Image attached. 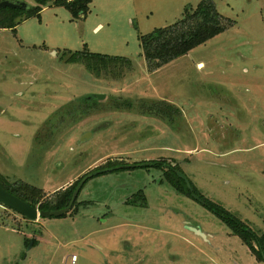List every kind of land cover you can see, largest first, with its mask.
I'll return each mask as SVG.
<instances>
[{
  "label": "rangeland",
  "instance_id": "1",
  "mask_svg": "<svg viewBox=\"0 0 264 264\" xmlns=\"http://www.w3.org/2000/svg\"><path fill=\"white\" fill-rule=\"evenodd\" d=\"M95 1L103 14L90 6L84 20L71 21L52 5L40 20L0 30V175L49 197L106 165L161 162L165 170L93 177L78 209L59 218L29 222L0 206V264H264L166 182L177 167L207 200L264 231V0H210L231 28L153 72L139 36L202 0ZM84 48L132 66L95 77L59 59ZM91 95L104 98L44 130L64 106ZM158 101L179 108L173 128L145 112ZM140 190L147 207L127 205L139 203Z\"/></svg>",
  "mask_w": 264,
  "mask_h": 264
},
{
  "label": "trees",
  "instance_id": "2",
  "mask_svg": "<svg viewBox=\"0 0 264 264\" xmlns=\"http://www.w3.org/2000/svg\"><path fill=\"white\" fill-rule=\"evenodd\" d=\"M2 1L8 0H0V2ZM32 1L35 3V6H29L26 10L2 9L0 11V30H10L15 32L16 28L22 22L30 18H37L40 20V14L43 8L52 5L64 7L69 12L71 21L80 20L86 17L89 12V5L92 2V0H70L58 2H52L50 0ZM231 26L232 22L220 16L210 0H202L194 9L187 7L184 10L182 18L174 24L164 28L155 29L147 35L139 36L142 56L145 60L148 71L153 72L161 66L187 55L193 49L204 45L208 41L224 33L231 28ZM59 59L65 64L82 65L86 71L95 77L116 69L118 65H124L128 69L132 66L131 61L124 57L91 53L86 48L82 51L75 52L64 50ZM94 102L95 99L84 97L75 102L73 101L69 103L45 122L44 130L49 132V134L53 133L56 129V125L59 123L61 124L64 117H74L86 114ZM149 105L150 106L145 111L147 114L154 113L158 118L166 121L167 124L173 128L174 120L180 116V110L177 107L163 101H158L155 104L153 103L152 105ZM56 120H58V123H56ZM120 165L123 164L116 163L106 165L102 169L117 167ZM163 165L164 164L161 162H148L139 168L148 171L150 168L165 170V168L162 167ZM175 169L178 168L173 167L170 168L169 171H166L168 176L166 182L177 193L192 198L191 192L186 187L184 181L178 178ZM179 172L182 173L181 171ZM77 184L68 189L57 191L48 197L42 189L30 186L23 182L10 183L5 177L0 175V186L4 190L23 202L30 204L32 207L37 208L39 211H58L66 208ZM189 184L192 193L198 197L203 206L216 215L223 224L226 225L232 235L241 240L257 261L264 262V231L261 233L253 231L245 222H242L233 214L224 212L219 205L207 200L191 186L190 182ZM135 195L139 203L136 202V199L132 200L130 198L126 204L136 208L140 207L145 209L147 207V202L143 192L138 191ZM79 206L80 205L76 200L73 208L69 212L73 210L76 211Z\"/></svg>",
  "mask_w": 264,
  "mask_h": 264
},
{
  "label": "water",
  "instance_id": "3",
  "mask_svg": "<svg viewBox=\"0 0 264 264\" xmlns=\"http://www.w3.org/2000/svg\"><path fill=\"white\" fill-rule=\"evenodd\" d=\"M52 2H58V1H70V0H50ZM29 7L28 4H26L23 1H2L0 2V11L2 9L8 8V9H24L26 10ZM89 99H95V100H102L104 98L103 95H91L88 97ZM140 165H130V166H121V167H114V168H109V169H102V170H97L93 171L89 174H87L85 177L81 179L77 187L72 193L70 202L68 206L62 210L58 211H39L37 208L32 207L30 204L23 202L22 200L18 199L17 197L13 196L6 190H4L0 186V206H2L5 209H8L21 217H23L25 220L29 222H36L38 219H48V218H59L62 217L66 214L69 213V211L73 208L74 203L76 202V199L83 187V185L90 180L93 177H96L101 174L113 172V171H118L122 169H133L137 168ZM176 175L178 176L179 179L184 181L186 187L189 189L191 192V196L194 200H198L195 195L192 194V190L189 184L188 179L181 174L180 172H176ZM31 247V245H30Z\"/></svg>",
  "mask_w": 264,
  "mask_h": 264
},
{
  "label": "crops",
  "instance_id": "4",
  "mask_svg": "<svg viewBox=\"0 0 264 264\" xmlns=\"http://www.w3.org/2000/svg\"><path fill=\"white\" fill-rule=\"evenodd\" d=\"M94 2H95V4H96L97 1L92 0L91 4L89 5V12H90V6H93V7L95 6V5H94ZM93 7H92V8H93ZM46 8H47V6L44 7L43 10L46 9ZM63 8H64V7H63ZM95 8H98V9L100 10L99 13H101V11H102V14L104 13V7H101V6L98 7V5H96ZM43 10H42V11H43ZM42 11H41V13H42ZM89 12H88V13H89ZM40 17H41V14H40ZM82 18H83V17H82ZM85 18H86V17H85ZM85 18H83L82 20H84ZM101 27H102V25H101L100 23L97 24V26L94 28V32L99 31V30L101 29ZM118 57H120V56H118ZM175 61H176V60H175ZM173 62H174V61H173ZM177 108H178V107H177ZM178 109H179V108H178Z\"/></svg>",
  "mask_w": 264,
  "mask_h": 264
},
{
  "label": "flooded vegetation",
  "instance_id": "5",
  "mask_svg": "<svg viewBox=\"0 0 264 264\" xmlns=\"http://www.w3.org/2000/svg\"><path fill=\"white\" fill-rule=\"evenodd\" d=\"M48 133H49V132H48ZM148 162H149V161H147V163H148ZM147 163H144V162H143V163H140V164H131V165H140L139 167H142L143 165H145V164H147ZM121 166H130V165H124V164H123V165H120V166H117V167H121ZM139 167H137V168H139ZM112 168H114V167H112ZM105 169H109V168H105ZM133 169H135V168H133ZM101 170H102V169H101ZM122 170H127V169H122ZM128 170H130V169H128ZM96 171H97V170H96ZM118 171H119V170H118ZM176 172H179V171H175V173H176ZM181 174H182V173H181ZM85 176H86V175H85ZM85 176H83V177H85ZM83 177H82V178H83ZM82 178H81V179H82ZM81 179L79 180V182L81 181ZM79 182H78V184H79ZM78 184H77V185H78ZM84 185H85V184H84ZM84 185H83V187H84ZM76 187H77V186H76ZM83 187H82V189H83ZM82 189H81V190H82ZM140 191H141V190H140ZM80 192H81V191H80ZM192 194H193V193H192ZM193 195H194V194H193ZM196 197H197V196H196ZM77 198H78V197H77ZM192 199H193V198H192ZM197 199H198V197H197ZM76 200H77V199H76ZM128 200H129V199H128ZM195 201L200 202L199 199H198V200H195ZM200 203H201V202H200Z\"/></svg>",
  "mask_w": 264,
  "mask_h": 264
}]
</instances>
